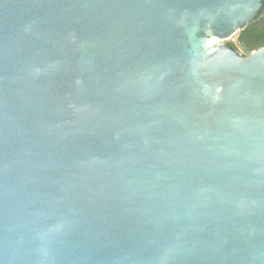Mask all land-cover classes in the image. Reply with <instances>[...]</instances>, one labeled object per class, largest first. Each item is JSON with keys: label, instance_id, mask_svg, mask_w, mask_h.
Wrapping results in <instances>:
<instances>
[{"label": "water", "instance_id": "obj_1", "mask_svg": "<svg viewBox=\"0 0 264 264\" xmlns=\"http://www.w3.org/2000/svg\"><path fill=\"white\" fill-rule=\"evenodd\" d=\"M264 0H0V264H264Z\"/></svg>", "mask_w": 264, "mask_h": 264}, {"label": "trees", "instance_id": "obj_2", "mask_svg": "<svg viewBox=\"0 0 264 264\" xmlns=\"http://www.w3.org/2000/svg\"><path fill=\"white\" fill-rule=\"evenodd\" d=\"M237 36V40L241 43L242 48L247 47L254 51L261 47V42L264 39L262 32L255 29L253 23L249 24L243 31L239 32ZM226 43L233 47L238 44L231 40Z\"/></svg>", "mask_w": 264, "mask_h": 264}, {"label": "flooded vegetation", "instance_id": "obj_3", "mask_svg": "<svg viewBox=\"0 0 264 264\" xmlns=\"http://www.w3.org/2000/svg\"><path fill=\"white\" fill-rule=\"evenodd\" d=\"M253 26H254V28L255 29H257L258 31H261L262 32V34L264 35V12H263V14L261 15V17L259 18V19H257L255 22H253ZM238 38V37H237ZM234 41V40H233ZM235 43H238V44H236V50L237 51H239L243 56H248L249 54H251L252 52H254V50L252 51L250 48H247V47H244V48H242L241 47V43L238 41V40H236V41H234ZM261 47L259 48V49H261V48H264V39L262 40V42H261V45H260ZM259 49H257V50H259ZM256 50V51H257Z\"/></svg>", "mask_w": 264, "mask_h": 264}, {"label": "rangeland", "instance_id": "obj_4", "mask_svg": "<svg viewBox=\"0 0 264 264\" xmlns=\"http://www.w3.org/2000/svg\"><path fill=\"white\" fill-rule=\"evenodd\" d=\"M237 35H238V34H237ZM237 35L234 36V37H233L232 39H230V40H231L232 42H233V40L236 41V40H237V37H238ZM230 40H228V41H230Z\"/></svg>", "mask_w": 264, "mask_h": 264}]
</instances>
